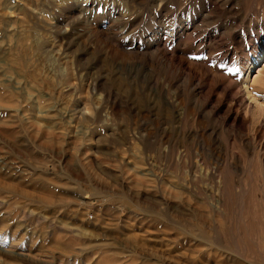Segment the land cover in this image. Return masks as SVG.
I'll list each match as a JSON object with an SVG mask.
<instances>
[{
	"label": "rangeland",
	"instance_id": "obj_1",
	"mask_svg": "<svg viewBox=\"0 0 264 264\" xmlns=\"http://www.w3.org/2000/svg\"><path fill=\"white\" fill-rule=\"evenodd\" d=\"M167 33L238 112L158 121ZM262 47L264 0H0V264H264Z\"/></svg>",
	"mask_w": 264,
	"mask_h": 264
},
{
	"label": "bare ground",
	"instance_id": "obj_2",
	"mask_svg": "<svg viewBox=\"0 0 264 264\" xmlns=\"http://www.w3.org/2000/svg\"><path fill=\"white\" fill-rule=\"evenodd\" d=\"M174 33V31H173ZM171 33H167V38L164 41L158 40L153 48V55L156 57L157 63L162 65L168 74H175L176 79H169L166 87H164L159 81H157V109L156 117L158 121L161 118V103L164 100L163 105L171 106L170 98L168 97V91L175 87L180 95H185L188 86L192 87L191 90V102L197 105L199 86L204 83L209 87V92L207 94V100L209 101L214 95L218 98V91L220 92V100L222 103L225 101L230 102V108L233 111L238 112V107H240V98L237 97L235 91L230 88V82L224 83L221 75L219 74L220 68L213 61L206 60L205 63L199 62L198 59L194 57H184V52L175 51L172 49V38ZM174 38V36H173ZM222 40V39H221ZM174 47V46H173ZM256 58L253 61L249 70L255 68L254 66L259 62L261 52L264 51V47L261 49H256ZM226 52V51H225ZM228 53V51H227ZM226 54V53H225ZM225 54L223 56H225ZM250 55L243 58V63L246 66L250 60ZM197 75H199L197 77ZM225 75V74H224ZM237 87V86H236ZM238 88V87H237ZM249 91H247L248 94ZM240 96V95H239ZM182 103V102H181ZM250 104V103H249ZM192 105V104H191ZM185 147V146H183ZM173 148V147H172ZM186 148V147H185Z\"/></svg>",
	"mask_w": 264,
	"mask_h": 264
}]
</instances>
